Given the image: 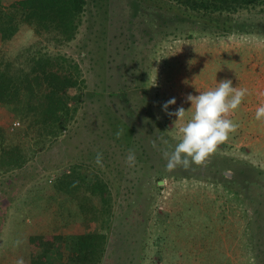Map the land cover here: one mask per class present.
<instances>
[{
    "label": "rangeland",
    "instance_id": "obj_1",
    "mask_svg": "<svg viewBox=\"0 0 264 264\" xmlns=\"http://www.w3.org/2000/svg\"><path fill=\"white\" fill-rule=\"evenodd\" d=\"M87 1L67 43L23 23L0 40V60L13 67L27 69L24 50L36 44L77 63L83 80L68 89L80 101L61 134L21 168L0 170V264H29L30 235L88 232L105 234L97 264H264V120L255 118L264 104V4L227 13L234 28L225 33L166 0ZM223 79L248 90L229 116L237 130L205 163L167 170L163 153L178 143L181 121L162 105L175 97L168 111L184 107L186 121V96ZM20 114L0 106V127L25 151L32 139ZM78 165L109 190L108 210L91 198L94 219L76 212L73 197L42 193ZM63 205L72 215L61 216Z\"/></svg>",
    "mask_w": 264,
    "mask_h": 264
},
{
    "label": "trees",
    "instance_id": "obj_2",
    "mask_svg": "<svg viewBox=\"0 0 264 264\" xmlns=\"http://www.w3.org/2000/svg\"><path fill=\"white\" fill-rule=\"evenodd\" d=\"M87 3V0H15L7 7L0 5V40L11 39L23 23L37 34L48 35L56 45L67 43L77 32ZM165 3H169L168 9L172 4L181 8L180 13L193 22L227 33L234 28L227 23V13L264 4V0H166ZM41 48L34 44L24 50L29 52L25 59L27 69L13 67L12 61L0 60V106L11 105L14 112L21 113L24 123L21 132L32 139L24 151L18 143H7V131L0 127L2 171L21 168L37 151L46 148L66 128L80 101L79 93H68L69 87L79 88L83 84L78 64ZM22 100L25 104L21 108L18 104ZM58 173L51 184L45 182L44 196L69 195L77 200L76 212L89 210L91 219L98 210L90 202L93 195L99 196L100 203L108 210V187L88 169L78 165L72 166L69 172ZM70 211L72 206H64L61 216L72 215ZM26 240L30 248L29 264H97L98 253L104 250L105 234H38Z\"/></svg>",
    "mask_w": 264,
    "mask_h": 264
},
{
    "label": "clouds",
    "instance_id": "obj_3",
    "mask_svg": "<svg viewBox=\"0 0 264 264\" xmlns=\"http://www.w3.org/2000/svg\"><path fill=\"white\" fill-rule=\"evenodd\" d=\"M247 91L246 88L233 86L231 79H223L216 87L200 91L198 95L189 93L185 99L190 102L192 112L186 121L184 107H178L174 112L168 111L169 105L176 103L175 97L166 101L162 110L181 121L177 130L178 143L170 153H163L167 160L166 169L172 171L178 166L187 169L192 164L205 163L217 151L218 146L228 140L230 133L237 130L238 125L229 116L240 106ZM255 118L264 120V104L256 108ZM120 135L121 131H117V138ZM164 143L167 144V141ZM102 159V153L97 152L96 164L102 166ZM126 161L133 163L135 154L130 152ZM17 264H23V261L20 260Z\"/></svg>",
    "mask_w": 264,
    "mask_h": 264
},
{
    "label": "crops",
    "instance_id": "obj_4",
    "mask_svg": "<svg viewBox=\"0 0 264 264\" xmlns=\"http://www.w3.org/2000/svg\"><path fill=\"white\" fill-rule=\"evenodd\" d=\"M14 1L15 0H0V4H1V6L5 7V6L10 5Z\"/></svg>",
    "mask_w": 264,
    "mask_h": 264
},
{
    "label": "built area",
    "instance_id": "obj_5",
    "mask_svg": "<svg viewBox=\"0 0 264 264\" xmlns=\"http://www.w3.org/2000/svg\"><path fill=\"white\" fill-rule=\"evenodd\" d=\"M14 124H19L18 122H14Z\"/></svg>",
    "mask_w": 264,
    "mask_h": 264
}]
</instances>
